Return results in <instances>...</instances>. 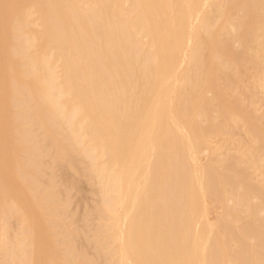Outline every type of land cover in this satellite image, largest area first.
I'll use <instances>...</instances> for the list:
<instances>
[{
	"label": "bare ground",
	"instance_id": "obj_1",
	"mask_svg": "<svg viewBox=\"0 0 264 264\" xmlns=\"http://www.w3.org/2000/svg\"><path fill=\"white\" fill-rule=\"evenodd\" d=\"M203 47L211 70L202 76L213 85L216 97H199L191 108L192 117L202 118L208 128L201 120L204 128L190 124L177 105L179 87L174 85L203 67ZM243 59L244 76L252 84L247 82L249 94H264V0H0V263L264 264V113L256 116L249 94L250 104L241 103L242 96L239 101L233 95L225 100L222 93L236 83V90L247 91L243 76L237 80ZM170 79L175 91L167 87ZM238 83L245 87L239 89ZM212 113H217L215 118ZM220 117L243 120L254 145L242 148L248 149L243 161L226 153L219 162L213 151L215 163L210 160L203 169L196 162L200 178L193 181L198 175L190 178L186 161L194 156L184 160L183 149L193 150L196 138L198 150L207 148L206 136L231 124L222 120L219 127ZM225 127L227 134L232 127ZM173 132L183 137L175 141ZM226 134L232 138L233 133ZM191 136H196L195 142ZM166 143L169 148L180 143L170 164L182 191L177 189L182 193L177 235L159 227L163 203L159 192L153 193L158 180L171 176L169 164L161 166ZM81 165L88 181L98 187H92L98 197L93 208L96 223L84 226L92 235L91 258L77 247L87 236L76 231L72 222L78 219L68 210L77 182L67 187L56 177ZM55 169L61 171L56 176ZM251 171H259L258 178L252 177L257 181ZM137 174L143 178L138 184ZM197 189L211 205L235 203L220 207L215 229L222 231L221 238H210V246V233L205 239L203 231L208 222L203 227L205 219H197L206 204ZM251 200L260 202L262 209ZM195 224L204 229H196L191 237ZM79 240L83 242L76 244Z\"/></svg>",
	"mask_w": 264,
	"mask_h": 264
},
{
	"label": "rangeland",
	"instance_id": "obj_2",
	"mask_svg": "<svg viewBox=\"0 0 264 264\" xmlns=\"http://www.w3.org/2000/svg\"><path fill=\"white\" fill-rule=\"evenodd\" d=\"M239 2H245V0H238ZM237 16H239V14L237 15ZM236 16V17H237ZM204 37V36H203ZM222 38L224 39L225 38V36L223 35L222 36ZM205 39V37L203 38V40L202 41H204L205 43H206V41L204 40ZM143 41H145V40H143ZM233 43H235V42H233ZM238 44V43H237ZM236 44V45H237ZM236 45H234L233 46V48H235L236 47V51H240L239 49H241V47L238 45V47L236 46ZM204 48V47H203ZM235 50V49H234ZM195 52H196V49H195ZM245 58V57H244ZM202 65H203V67L201 66L198 70V72H196L193 76L191 75V76H189L190 78H187V80H185L183 83L181 82L180 83V81H178V82H176L175 80H173V81H175V83H174V85H176L177 84V86H175L176 88L177 87H179V88H177V90H178V93H177V105H178V107L180 108V109H182V111L189 117V119H190V124L192 125L193 124V126H197V124L202 128L203 126H205V125H207V124H209V123H207L206 121H203L202 120V118H200L199 116H197V117H192V113H193V111H192V106H193V101H195V99H197V98H199V97H205V99H210L211 97H212V99H214V97H216V95H214V94H216V92H215V90L213 89V85L211 86V84H208V80H205L204 78H203V72H210V58H209V56H208V49L205 47L204 48V50H203V52H202ZM243 63H245V61H244V59H243V61L242 62H240L239 64H238V67H237V72H239V77H238V82H239V80L240 79H244L246 82V84H247V82L250 84L251 82H249L246 78H245V69H243V68H245L244 66V64ZM241 64H243V67L241 66ZM56 68V67H55ZM239 68H241V70H238ZM202 69V70H201ZM207 69H208V71H207ZM178 71H179V69H178ZM182 71V69H180V71L179 72H181ZM183 71H185V67H183ZM240 71H242V72H240ZM54 72L55 73H58V69L56 68L55 70H54ZM178 72V73H179ZM208 72V73H209ZM200 73H201V76H200ZM243 73V75H241V74ZM241 76H243L242 78H241ZM189 79V80H188ZM172 79H170L168 82H167V87L168 88H171V89H173V91H175L176 90V88H175V90H174V88H172L171 86H174V85H172L171 83H170V81H171ZM199 80V81H198ZM205 80V81H204ZM244 80H243V82H244ZM172 81V82H173ZM189 81V82H188ZM196 81V82H195ZM188 82V84H186ZM204 82H206V83H204ZM241 82V81H240ZM168 83H170V85H168ZM242 83V82H241ZM241 83H238V84H240L239 85V89H241V87H242V84ZM244 83V84H245ZM206 84V85H205ZM223 84V83H222ZM226 85H227V83H225ZM245 84V85H246ZM247 84L248 86H247V91L245 90V89H242V90H236V89H238V85H237V83H236V85L235 86H231V88H230V86L229 87H225V89H224V91H222V93L224 94L223 96L225 97H231L232 95V98H234V97H236V98H238V99H236V100H240V98H241V96H242V99H241V103H244V102H242V100H245V101H248L249 99H247L248 98V96H249V98H252L250 101H251V103H252V106L254 105V109H256L254 112L256 113V111H257V113H256V116L258 117V118H260L261 116H262V114L264 113V99H263V96H264V94L263 93H260L261 91H256V92H258L259 94H256V92H254L253 94H252V96H255L254 97V100H253V97L249 94V92H248V88L249 89H251V86H252V84ZM180 85V86H179ZM199 85V86H198ZM208 85V88L206 87ZM225 85V86H226ZM229 85V84H228ZM223 86V85H222ZM197 87H199V89H197ZM205 87V88H204ZM233 87V88H232ZM243 87H245V86H243ZM242 87V88H243ZM206 88L208 89V91L206 90ZM210 88L212 89V90H210ZM224 88V87H223ZM236 88V89H235ZM171 89H170V91H171ZM205 90V93L203 92L204 90ZM198 90H199V94H198ZM182 91H183V93H182ZM189 91V92H188ZM212 91V92H211ZM188 92V93H187ZM197 92V93H196ZM203 92V93H202ZM208 94H207V93ZM248 92V93H247ZM214 93V94H213ZM237 94L239 95V97L237 96ZM246 94H249L248 96L246 95ZM198 95V96H197ZM235 95V96H234ZM258 95V96H257ZM169 96H171V97H168V98H172V94H169ZM188 96V97H187ZM247 96V97H246ZM251 96V97H250ZM224 98L225 100H227V98ZM247 100H246V99ZM169 100V99H168ZM167 99H166V103H167V105H168V103H169V101H168ZM228 101H231V98H229L228 99ZM250 101H248V104H250L249 102ZM255 102V104H254V102ZM170 104V103H169ZM242 105V104H241ZM244 106H245V104H243ZM242 105V106H243ZM250 106V105H249ZM251 106V107H252ZM183 107V108H182ZM251 107H249V109L251 108ZM254 113V114H255ZM215 114H217V113H212V116L215 118ZM261 115V116H260ZM191 116V117H190ZM216 116H218V115H216ZM192 118V119H191ZM213 118V119H214ZM193 119L195 120V122L193 121ZM218 119V117H216V120ZM220 119H221V121H220ZM227 119V118H226ZM203 121L204 123L206 122V124L205 125H203V123H202V125L203 126H201V121ZM216 120H214V122L216 121ZM222 120H223V122L225 123V124H230V123H228L229 121H228V119H227V121L226 120H224L223 119V117L221 118H219V120L218 121H216L218 124H220L221 122H222ZM237 120H239V119H236V120H233V122L235 121V122H237L238 124H239V126L241 125H243L244 126V121L243 120H239V122L240 121H242V123L240 122H238ZM194 122V123H193ZM216 122L214 123L215 125H216ZM231 122V124H230V126H227L226 125V127L227 128H233V130H232V128L231 129H228L229 131H230V133H233V135L231 136V134L229 133V131L227 130V128L225 127V125H223L226 129H225V131L227 130L228 131V133L230 134V136L232 137V138H230L229 137V139H228V137L227 136H225V132L223 131V129H224V127L222 128V127H220V126H222L221 124L219 125V127L222 129H220L219 128V130L221 131V134L220 133H218V132H220L219 130H218V132L217 131H212V132H214L213 133V135L215 134L216 135V137L215 136H212V132L211 133H209V134H211V136L212 137H210V140H209V137L208 136H210L209 134L206 136L207 137V139H205L204 141H206V144L208 143V145H206V144H204L205 142L203 141V144H201V145H203V147H205V145L206 146H208L207 148L205 147V149H203L202 148V146H199V150L201 151V148H202V151L200 152L199 150H198V148H196L197 146V144H198V140H197V138H196V136L194 137V136H191L193 139H192V141L194 140V138H196V142H197V144L195 145V150L193 149H191V148H187V149H190V150H192V152H190V151H186L187 149L184 147V145H183V147H184V149H183V156H184V160H187V158H190L191 157V153H192V157L194 156V160H195V158H196V160H195V162H194V160H193V158L191 159V160H187L186 162L188 163L187 164V166H188V169H189V172H190V178L191 177H193V176H191V175H194V174H196V175H198V176H195L194 175V177L195 178H193V181H194V179H198L199 180V173H200V170L198 171V172H196L198 169V167L197 166H195V165H198L199 164V166L201 165L202 166V168L204 167L203 166V164L204 165H206L207 163H208V165L210 164V162H213V160L215 159H211L212 157H214V156H218L217 157V161H219L220 159H219V157H221V159L222 158H226L225 156H223V155H226V153L228 154V153H231V155H236V157H240V158H242V159H240L239 160V158H237V161H243L244 159H245V155H243V154H245L246 153V151L248 150H243L244 148H245V146H247L246 148H248V146H250L251 147V144L250 143H252V139H251V137L250 136H248L247 134H246V132H247V127H246V129L242 126H240V128H237L238 127V125H237V123H236V128L234 127L235 125L234 124H232L233 122L232 121H230ZM168 124V123H167ZM223 124V123H222ZM168 126L170 127V129L171 128H173V126L171 125V123L169 122V124H168ZM245 126H247V125H245ZM207 128H208V125L206 126ZM205 127V128H206ZM210 127V126H209ZM204 128V127H203ZM210 129V128H209ZM243 129L245 130V131H243ZM190 130H191V128H190ZM190 130L188 131V132H190ZM239 130V131H238ZM233 131H235V132H233ZM191 132H193V131H191ZM216 132L218 133V134H216ZM223 132V133H222ZM79 134V136L81 135V132H78ZM173 133H175V132H173ZM225 133V134H224ZM226 134V135H228L229 136V134ZM234 133H236L237 135H235ZM173 135V134H172ZM178 135H179V137L181 136V138L183 137L182 136V133H178L177 132V134L175 133L173 136L175 137V141H179L180 140V138L178 137ZM193 135V134H192ZM218 135H221V136H218ZM224 135V136H223ZM235 135V136H234ZM176 137H178V138H176ZM235 137V138H234ZM211 138H212V140H211ZM223 138H224V140H226L227 142L228 141H230V142H228V143H226L224 140H223ZM235 139V140H237V141H233L232 139ZM252 140H250V139ZM231 140L233 141V142H235V143H233V142H231ZM245 141V142H247V143H245V145H243L244 143L242 142V144L240 143L241 141ZM195 141H193V142H195ZM210 141V142H209ZM250 141V142H249ZM224 142V143H223ZM210 143L212 144V145H210ZM238 143V144H237ZM174 144V145H173ZM172 145V147L171 148H169L170 146L168 145V143H166V150L165 151H167L168 152V150H167V148H169V152H171V153H169V156H170V160H169V156H166V153L167 152H165V153H163V156L161 157V163H163L161 166L162 167H164L163 165L165 164V166H167V168L169 169L168 170V174H170L169 173V171L171 172V176H169V175H166V176H164V178L166 179H163L161 182L162 183H159L160 184V186H161V184H165V185H162V187L164 186V188H162V187H159V184L157 183V182H159V180L156 182V184H155V186H154V188H153V193L155 194V192L157 191V192H159L160 193V195H159V193H158V201L159 200H162V201H160L161 203H163V210L161 211V213L162 214H160L159 216H160V218L157 220V223H158V225H159V227L161 228V229H163V230H166V231H168L169 229H168V227L170 228V230H169V232H171V234L172 235H177L178 234V227H175V226H177L178 225V223H179V216H178V202H179V197H178V195L180 196V195H182V191H181V187H180V185H179V183L177 182V179L176 178H178V172L177 171H175L176 170V168H173V166H171L172 164L171 163H173V161H174V157H175V154H177V151H178V147H179V144L177 143V144H175V143H173ZM228 144V145H227ZM230 144V145H229ZM235 144V145H234ZM239 144H241V145H239ZM248 144V145H247ZM175 145H178L177 147L175 146ZM236 145H239V146H237L238 148H240V150H242L243 152H237L236 151V149H235V147H236ZM243 145V146H242ZM252 145H254V142L252 143ZM176 147V148H175ZM210 147L212 148V149H210ZM236 147V148H237ZM249 147V148H250ZM176 149V151H175V149ZM214 148V149H213ZM237 148V150L239 151V149ZM243 148V149H242ZM199 151V153H198V151ZM206 150V151H205ZM197 151V152H196ZM213 151H215V152H213ZM188 152H190L189 153V155H188V153L186 154V153ZM197 153V155H196V157H195V154L194 153ZM212 152L213 153H216L214 156L212 155ZM236 154H235V153ZM245 152V153H244ZM167 153V154H168ZM233 153V154H232ZM241 154V155H239V154ZM243 153V154H242ZM172 154H174L173 156L174 157H172L171 155ZM237 154H238V156H237ZM222 155V156H221ZM186 156H187V158H186ZM227 156H229V155H227ZM241 156H243V157H241ZM165 157H167L166 159H168V161L170 162H168V161H166L165 160ZM235 157V158H236ZM171 158H173V159H171ZM162 159H164V161H162ZM175 159H176V157H175ZM219 159V160H218ZM193 160V161H192ZM211 160V161H210ZM216 160H214V162L213 163H215V161ZM210 161V162H209ZM222 161V160H221ZM167 162V163H166ZM192 162H194L193 164H194V168H196V169H193V165H192ZM196 162H198V164L196 163ZM220 162V161H219ZM160 163V164H161ZM168 164H169V166H168ZM171 164V165H170ZM212 164V163H211ZM210 164V165H211ZM208 165H206L205 167L207 168L208 167ZM81 166H83V165H81ZM81 166H77L78 168H80V170H76V171H73V170H71V171H67L66 170V172L64 171V170H62V169H60V170H62V172L64 173V175H62V173L61 174H59V176H56V175H58V171L59 172H61L59 169H57L58 171H56V169H55V173L56 174H54L56 177H58L59 178V180L60 181H62L61 183L62 184H64L63 182H66L67 184H68V186L67 187H69L70 185H71V183H73V181H75V183L77 182V189L75 188V186L73 187V188H75V189H72L71 190V194H72V191H73V196L71 195V194H69V195H71L72 197H71V201H70V203H71V205H72V203H73V205H72V207H71V205H70V203H69V207H68V210L70 209V210H72L73 211V213L72 214H76V215H73V217L74 216H76L77 217V221L76 220H74L72 223H75V224H72V228L74 227L73 225H75L76 227H77V230L76 231H84V232H86L85 234H86V239H87V241H82V240H79V242L77 241V243L76 244H79L80 242H83V243H85L86 242V244H84V246H86V247H82L81 245L83 244H81L80 246L82 247V250L80 249V246H77V247H79V250L80 251H85V255H87V257H89V258H91V256L93 257V254H94V251H93V249L92 248H90L89 249V247L88 246H91L92 245V242H91V240H92V235H91V233L88 231V230H86L87 229V227H84V226H87L88 225V227L89 228H91L92 227V225H95V217H94V213H93V208L96 206V204H97V201H98V197H97V195H96V193H92V192H95V191H97L98 189V187L95 185V186H92V185H94L93 183H91V182H89L88 180H89V178L87 177V175H86V173H85V171H84V166L83 167H81ZM201 166H200V168H201ZM204 167V168H205ZM199 168V169H200ZM203 168V169H204ZM83 169V170H82ZM173 169H175V170H173ZM173 170V171H172ZM194 170H196V171H194ZM202 170V169H201ZM175 171V172H174ZM193 173H192V172ZM68 172H69V175H68V177L70 178V180H69V182H68V177H67V175L66 174H68ZM71 172L73 173V176H72V174H71ZM79 172V173H78ZM81 172V173H80ZM177 172V173H176ZM194 172H196V173H194ZM252 172V171H251ZM173 173V174H172ZM174 173H176V175H174ZM253 173L254 172H252V173H250L252 176H251V178L252 177H255V178H258L259 176H258V174H259V171L257 172V171H255V175H253ZM139 175L141 174V173H138ZM137 174V175H138ZM80 175V176H79ZM136 175V177H135V182L137 183L138 181L139 182H142V181H140L141 179L143 180V178H141L140 176H142V177H144V175H138L137 176ZM201 175V174H200ZM62 176H64V177H62ZM66 176V177H65ZM78 177V179H77V177ZM169 176V177H168ZM172 176H176L175 178L174 177H172ZM174 178V179H171V178ZM199 177V178H198ZM202 177V176H201ZM138 178V179H137ZM141 178V179H140ZM255 178H252L254 181H257ZM81 181H80V180ZM197 179L195 180V181H197ZM64 180V181H63ZM67 180V181H66ZM57 181V180H56ZM59 181V182H60ZM176 181V182H175ZM71 182V183H70ZM79 182V183H78ZM145 182V177H144V180H143V183ZM164 182V183H163ZM170 182V183H169ZM174 182L176 183V184H174ZM75 183H73V185L75 184ZM80 183H82L81 185H80ZM142 183V184H143ZM138 184V183H137ZM141 184V183H140ZM171 184V185H170ZM176 185V186H175ZM60 186V185H59ZM64 186V185H63ZM62 186V187H63ZM66 186V185H65ZM64 186V187H65ZM79 186V187H78ZM95 187V189H97V190H93V188ZM157 187L159 188V190H156L157 189ZM172 187H174V188H172ZM81 190H80V189ZM180 190V191H178V190ZM63 190V188L61 189V191ZM70 190V189H69ZM167 190V191H166ZM75 191L77 192V193H75ZM82 191V192H81ZM157 192H156V194H157ZM167 192H168V194H167ZM179 192V193H178ZM69 193H70V191H69ZM81 193V194H80ZM162 193V194H161ZM168 195H166V194ZM197 194L198 193H200L199 194V199H201L202 197V193L199 191V189H197V192H196ZM68 195V196H69ZM81 195V196H80ZM165 195V196H164ZM176 195V196H175ZM78 196V197H77ZM86 197V199H84L85 197ZM157 196V195H156ZM174 196V197H173ZM198 196V195H197ZM74 197V198H73ZM82 197H84V198H82ZM96 197V198H95ZM181 197V196H180ZM78 200H77V199ZM77 201H76V200ZM165 199H166V201H165ZM257 199V198H256ZM80 200H81V202H80ZM83 200V201H82ZM208 199H206L205 201H206V204L204 203L205 201H204V199L202 198L201 199V201H204L203 203H201V204H205V208L203 207L202 208V205H201V208H200V210L202 209V211L203 212H201V214H200V211H199V214L201 215V218L199 217V218H197V219H199V220H201V219H205V220H203L204 221V223L202 222V223H200L202 226L204 225L205 226V221H207L208 223H206L207 225H206V227H205V229L203 230L202 229V227H200L199 225L196 227V225L197 224H195V227H194V225H192L191 226V233H190V235L192 234V235H194L195 234V232H196V229L197 230H199V228H200V230L202 229L204 232H205V234H204V238L205 237H207L206 236V234L207 233H210V237H209V234H208V239H206L207 241H206V243H207V245L208 244H212V243H210V242H212L214 239H216V238H218V237H216V236H218L219 235V233L220 232H222V231H220L219 229L218 230H216L217 228H216V225L217 224H215V222H218V220H219V218H220V216L222 215V209L220 208V207H222L223 209H225V208H227L230 204H231V202L233 203V201H226V203H224V204H229V205H220V207H219V204H218V206H217V204L215 203V205H214V203H213V205H211V204H209L210 202H212V201H207ZM253 200V199H252ZM251 200V201H252ZM254 200H255V198H254ZM253 200V201H254ZM175 201V202H174ZM253 201L251 202L252 204H254V205H256L257 203V201H258V199H257V201H255L254 203H253ZM122 202V201H121ZM172 202V203H171ZM175 204V205H174ZM234 205H232V206H235V203H233ZM259 204V205H258ZM258 204L256 205V206H258V208L260 209V202H258ZM231 206V205H230ZM229 206V207H230ZM219 207V208H218ZM228 207V208H229ZM207 208H208V210H207ZM214 208V209H213ZM216 208H217V210H216ZM227 208V209H228ZM174 209V210H173ZM204 209V210H203ZM262 209V208H261ZM260 209V210H261ZM205 210H207V211H205ZM210 210V211H209ZM259 210V211H260ZM263 210H264V207H263ZM71 211V212H72ZM91 211V212H90ZM119 212H121L120 210H119ZM175 212V213H174ZM172 213V214H171ZM205 213V214H204ZM206 213H207V216H206ZM262 213V212H261ZM88 214V215H87ZM260 214V213H259ZM86 217H85V216ZM171 215H173V216H171ZM200 215H198V216H200ZM78 216H80V218L82 219V220H80V218L78 217ZM85 217V222H84V217ZM89 216V217H88ZM163 216H164V218H163ZM166 216V217H165ZM258 216H260V215H258ZM264 216V215H263ZM262 216V217H263ZM76 217H75V219H76ZM94 217V218H93ZM168 217V218H167ZM172 217H174V219H172ZM219 217V218H218ZM261 217V218H262ZM165 219V220H160V219ZM172 220H171V219ZM208 218V219H207ZM217 218H218V220H217ZM88 219V220H87ZM169 219V220H168ZM171 220V222H173V226H171V224L169 223V221ZM175 220H176V222H175ZM217 220V221H216ZM82 221V222H81ZM202 221V220H201ZM200 221V222H201ZM77 222V223H76ZM165 222V223H164ZM170 224V225H168V223ZM197 222H199L198 220H197ZM13 223V224H12ZM12 223H10V225L11 226H13V229H12V227H10L11 229L10 230H12V231H10V232H12V234L14 235V233H15V231H16V223H14V222H12ZM161 223V224H160ZM208 224H210L211 226H214L213 228L210 226V225H208ZM214 224V225H213ZM165 226V227H164ZM203 226V227H204ZM209 226L212 228H209ZM166 227H167V229H166ZM206 228H208V229H206ZM216 228V229H215ZM73 229H76L75 227L73 228ZM177 229V230H176ZM212 230V232H208L207 230ZM57 230H54V236H55V233H57L56 232ZM219 231V232H218ZM177 232V233H176ZM59 234V233H58ZM91 236H90V235ZM192 235H191V237H192ZM221 235V234H220ZM220 235H219V237H220ZM56 237H58V238H60V236H56ZM210 238H214L213 240L212 239H210ZM221 238V237H220ZM210 239V240H209ZM209 240V241H208ZM210 245H208V246H210ZM232 246H234L233 244H232ZM231 245H230V247H232ZM61 247V246H60ZM92 247V246H91ZM233 249H234V247H233ZM231 250V249H230ZM92 252H93V254H92ZM88 255H90V256H88ZM231 262H229L228 264H230ZM232 263H233V261H232ZM1 264V263H0ZM234 264H236L235 262H234Z\"/></svg>",
	"mask_w": 264,
	"mask_h": 264
}]
</instances>
